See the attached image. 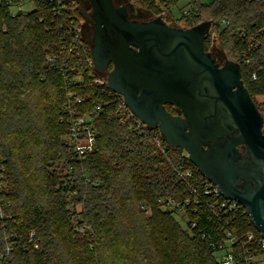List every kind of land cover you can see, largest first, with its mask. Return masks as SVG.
<instances>
[{"label":"trees","instance_id":"16d2710c","mask_svg":"<svg viewBox=\"0 0 264 264\" xmlns=\"http://www.w3.org/2000/svg\"><path fill=\"white\" fill-rule=\"evenodd\" d=\"M34 1L35 11L15 18L0 10V25L7 27L0 33V161L8 175L0 205L14 217L5 228L0 223V248L11 233L20 243L6 264H219L210 243L225 242V222L189 212L184 230L164 208L199 187L201 173L181 149L168 146L158 127L140 134L121 124L117 97L97 86L87 67L88 44L69 36L44 0ZM137 2L151 14L171 16L179 0ZM190 6L177 21L187 28L212 23L264 119V102H257L264 97V0H190ZM74 13L79 28L83 11ZM205 45L210 51V35ZM77 98L82 103L72 106L94 117L97 129V149L81 162L70 159L65 144V107ZM161 137L165 152L156 143ZM56 161L61 171L51 173ZM70 197L83 205L81 224L91 234L81 236L72 225ZM243 210L229 228L261 238Z\"/></svg>","mask_w":264,"mask_h":264},{"label":"water","instance_id":"95a60500","mask_svg":"<svg viewBox=\"0 0 264 264\" xmlns=\"http://www.w3.org/2000/svg\"><path fill=\"white\" fill-rule=\"evenodd\" d=\"M88 2L92 57L98 70L109 71V88L144 124L158 127L169 147L186 151L224 198L243 205L264 239V119L240 64L221 65L206 50L212 23L177 28L161 16L131 19L114 0Z\"/></svg>","mask_w":264,"mask_h":264},{"label":"built area","instance_id":"2783aa9c","mask_svg":"<svg viewBox=\"0 0 264 264\" xmlns=\"http://www.w3.org/2000/svg\"><path fill=\"white\" fill-rule=\"evenodd\" d=\"M50 8V11L58 20H61V27L65 28L69 36L80 43H87L90 49V54L86 56L85 62L87 67L93 71L95 84L102 88L109 89L118 99V116L122 125L129 126L131 131H137L144 134L150 127L138 119L128 107L124 97L113 92L108 86L109 71H100L96 68L94 59L92 57L93 42H87L84 39L81 24L76 27L79 18L75 15L76 10L80 9L79 0H44ZM30 3L34 9L29 11L25 8V4ZM0 10L6 15L15 18L20 14H29L36 10L34 0H0ZM7 32V27L0 25V33ZM48 61L53 62L54 57L48 56ZM64 66V62H63ZM82 78H78L81 82ZM82 98H77L74 103H70L65 108L70 112L68 118L69 135L65 139L68 155L71 160L85 161L97 149V129L95 126V119L91 115L80 113L73 106L82 103ZM73 105V106H72ZM100 110V108H98ZM160 132V131H159ZM161 134V133H160ZM162 136V134H161ZM158 147L165 152L162 137L156 139ZM61 156V153H59ZM185 178H191L192 173L187 172ZM89 183L90 179L86 178ZM201 185L190 189L189 196L183 199H173L164 203V207L187 218L189 212L197 214L206 212L211 218L225 222V242L217 244L211 242L210 246L213 249L219 264H264V239L258 238L253 232H247L243 235L235 234L229 228L231 226V217L243 210V214H248L246 208L236 200L226 199L222 196L219 187L210 182L206 177L202 176ZM8 185V175L3 161H0V196L6 190ZM143 208L145 204H143ZM149 212L150 209L146 208ZM250 217V215H249ZM13 216H7L2 205H0V223L2 228L7 226V222L12 220ZM76 220V219H75ZM189 221V219H188ZM251 221V218H250ZM252 222V221H251ZM196 227V223H192V228ZM76 231L79 235L85 236L91 231L79 224L76 226ZM91 234V233H90ZM205 238V236H203ZM17 236L11 233L6 237L7 245L0 248V264H6L7 259L20 243L16 241ZM30 242L36 240L35 233L32 232L29 237ZM23 250L27 249L26 244H21ZM37 246V244H35Z\"/></svg>","mask_w":264,"mask_h":264},{"label":"rangeland","instance_id":"374dc122","mask_svg":"<svg viewBox=\"0 0 264 264\" xmlns=\"http://www.w3.org/2000/svg\"><path fill=\"white\" fill-rule=\"evenodd\" d=\"M211 1L213 0H202V3L206 4V3H210ZM114 3L116 6H123V5L126 6L130 12L131 19L138 20V21H150L157 16H161L169 25L177 27V28H187V22L185 21L178 22L177 20L182 15L186 14L187 12L191 10L190 0H179L177 5H175L172 8L171 16L166 13L163 15L151 14L150 12L146 11L144 8L140 7L138 5L137 0H133V1L132 0H114ZM24 6L29 11H32L34 9V7L30 3H27V2ZM80 9L82 11L92 13V6L89 4L88 0H80ZM82 23H83V20L81 19L80 24L83 25ZM209 35L211 37L210 52L213 54L216 61L219 64L223 65L227 60H232L230 56L228 55V53L226 52V50H224L223 47L221 46L220 38L217 35V33H215L213 27L211 28ZM89 36L90 38L93 36V29L92 31H90ZM262 99H263L262 97H257V102H262L263 101ZM181 151L183 152L184 155H187L186 151H183V150ZM60 166L62 167V163L60 164L59 161H56L55 163L53 162V167L50 168L49 171L51 173H57V172L59 173L61 171ZM64 179L65 178L61 180L64 181ZM164 208L167 209L166 207ZM67 210H69L70 214L72 215L71 223L76 228V226H78L81 223V221H83V217L81 216V213L83 211V205L77 202L73 197H70L68 198ZM151 215L152 214L150 211L146 212V217L151 218L152 217ZM173 218L180 223L181 227L184 230L188 229V218H183L181 215L177 213L173 214Z\"/></svg>","mask_w":264,"mask_h":264},{"label":"flooded vegetation","instance_id":"af4514ba","mask_svg":"<svg viewBox=\"0 0 264 264\" xmlns=\"http://www.w3.org/2000/svg\"><path fill=\"white\" fill-rule=\"evenodd\" d=\"M90 4V3H89ZM91 9V8H90ZM91 15H92V13H90V12H86V11H83V18H82V20H83V25H81V29H82V33H83V36H84V39L87 41V42H92V37L90 38V31H92V29H93V33H94V21L92 20V18H91ZM84 26H86V27H84ZM87 37H89V38H87ZM244 151H245V149L244 148H241L240 149V152L241 153H244ZM245 184V183H244ZM243 184V185H244ZM242 185V186H243Z\"/></svg>","mask_w":264,"mask_h":264},{"label":"crops","instance_id":"0c3cea01","mask_svg":"<svg viewBox=\"0 0 264 264\" xmlns=\"http://www.w3.org/2000/svg\"><path fill=\"white\" fill-rule=\"evenodd\" d=\"M262 98H263V99H262V100H263L262 102H264V97H262Z\"/></svg>","mask_w":264,"mask_h":264}]
</instances>
